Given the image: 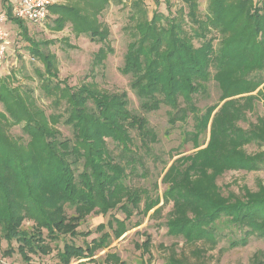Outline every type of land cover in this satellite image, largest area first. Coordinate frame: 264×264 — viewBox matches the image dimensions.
Returning a JSON list of instances; mask_svg holds the SVG:
<instances>
[{"label": "trees", "instance_id": "1", "mask_svg": "<svg viewBox=\"0 0 264 264\" xmlns=\"http://www.w3.org/2000/svg\"><path fill=\"white\" fill-rule=\"evenodd\" d=\"M180 1L182 6L172 12L171 1L163 0L167 14L156 10L150 16L145 0H72L48 7L55 15L54 30L69 24L75 36L101 45L96 65L113 52L110 29L100 17L112 2L126 8L130 41L120 72L130 77L142 110L167 108L170 129L191 118L192 130L183 132L182 143L191 142L194 152L179 156L170 151L168 160L161 159L150 147L157 143L156 133L145 117L128 108L126 91L107 92L85 83L69 86L57 77L56 57L41 52L39 45L30 47L43 67L36 74L51 111L40 108L29 90L0 86V231L7 253L15 241L25 264H36L31 256L53 251L58 264L82 259L89 260L76 264H125L110 252L101 262L93 257L129 230L126 219L134 210L144 217L160 198L172 202L164 223L167 234L180 237L193 257L190 261L171 246L164 264H207L208 252L222 241L226 246L218 249L216 262L221 253L244 247L251 238L264 242L262 183L256 191L242 187L239 195L226 196L216 184L228 171L264 169V150L246 151L250 145L264 146V118L256 117L247 128L240 125L248 122L247 114L264 91V0L260 6L252 0H208L204 12L198 0ZM2 6L7 19L21 26L8 0ZM210 83L218 91L217 100L201 109L196 102L209 97ZM15 126L21 127L22 136L10 134ZM141 150L154 165L161 164L150 188L130 184L137 164L143 169L140 175L147 177ZM161 175L165 188L160 196ZM115 209L126 218L111 216L95 228L101 235L83 246L66 242L67 237L92 234L77 230L87 216H105ZM26 218L34 221L30 231L21 230ZM148 242L142 244L146 252ZM250 264H264V253L256 251Z\"/></svg>", "mask_w": 264, "mask_h": 264}, {"label": "rangeland", "instance_id": "2", "mask_svg": "<svg viewBox=\"0 0 264 264\" xmlns=\"http://www.w3.org/2000/svg\"><path fill=\"white\" fill-rule=\"evenodd\" d=\"M72 0H49L52 5L68 4ZM171 11L174 12L182 6L180 0H170ZM201 12H204L207 7L208 0H198ZM254 6H260L261 0H252ZM145 5L149 11V16L153 11H159L167 14L166 5L163 0H159V4L155 0H145ZM4 13V12H1ZM55 15L48 10L47 18L42 22L21 21V26H18L15 21L7 19L6 29L9 33V45L6 53V58L0 67V86L6 85L9 88H17L19 90L31 91L36 104L50 113L49 100L43 97L40 89V81L37 76V70H42L43 67L40 61L32 55L30 47L38 46L40 51L45 54H51L57 60V77L60 81H65L69 86L78 87L81 84H93L98 89L107 92L126 91L129 99L128 108L143 117L149 123L150 128L157 135V143L150 144L152 152L161 156L163 160H168V152L179 156L189 155L194 152L191 142L182 143L183 132L192 130V120L188 118L185 123H177L174 128H169L167 123V108L161 107L157 111L146 112L139 106V102L132 92L129 84L130 77L125 76L120 72L123 66V58L126 52L127 44L130 39L126 32L127 9L112 2L109 7L103 12L100 21L105 22L110 29L109 45L113 49L112 53L107 55V58L101 65H96L94 56L100 48V44L91 42L83 36H75L71 31L70 25H66L61 31H56L53 28V20ZM259 90V89H258ZM257 91L253 92L255 95ZM218 97V91L213 83L209 86V97L196 102L197 107L203 108L206 105L213 104ZM254 104V111L248 113V122L241 123L243 128H247V124L255 123L256 117L264 118V91L263 96L258 97ZM0 112H4L3 105L0 103ZM59 129L65 136L70 135L68 128L60 126ZM13 137L22 136L21 127L15 126L10 130ZM133 136V135H132ZM136 138V137H135ZM208 134L201 138V142H206ZM108 148H113V143L110 141ZM264 150V146L259 148L255 145L246 147L248 153H255ZM144 150H141L142 154ZM175 156L172 160L179 157ZM143 159L146 164L147 177H142L140 174L143 169L137 164V176L131 177L130 184L138 188H150L151 183L157 176V171L161 169L160 163H152L151 159L143 153ZM157 167V169H156ZM162 175L158 180V193L161 196L165 185L161 183ZM261 182L264 186V169L256 172L245 171H228L217 178L216 184L219 186L223 196L228 192L240 194L242 187H246L250 191H256L258 183ZM172 202L164 203L160 198L159 205L149 211L144 217L137 214L138 210L133 211V215L126 219V224L129 230L119 239H112L108 248L97 252L96 258L101 262L104 259L106 252L116 254L125 264H164V260L169 254V249L172 246L176 252H182L190 261L193 260L189 256V247L183 245L182 239L171 237L167 234V229L164 223L167 219L168 212L171 210ZM161 208L157 216L151 217L155 209ZM140 210V209H139ZM72 210H67V214L71 215ZM125 212L115 209L111 210L107 215L90 214L80 223L79 232L90 231L92 234L86 239L77 237L74 239L66 238V242L73 241L78 246H83L84 243H89L93 238H97L101 234L94 232L95 228L100 224H106L111 216L119 220L126 218ZM140 221L141 224L132 228L133 224ZM34 226V221L25 219L22 222L21 230L30 231ZM108 231V229H106ZM149 238L148 251H144L142 244L146 243ZM54 245V244H53ZM59 248H62L63 243L58 242ZM13 251L9 250L7 241L3 238L0 231V264H25L19 253L17 252L18 244L15 241L11 242ZM226 246L225 241L218 244L216 249L208 252L209 258L207 264H250L252 255L261 250L264 253V242L255 238H251L246 246L237 247L226 250L220 254L219 260L218 249ZM56 251L49 256H31L32 262L36 264H58L55 256Z\"/></svg>", "mask_w": 264, "mask_h": 264}, {"label": "built area", "instance_id": "3", "mask_svg": "<svg viewBox=\"0 0 264 264\" xmlns=\"http://www.w3.org/2000/svg\"><path fill=\"white\" fill-rule=\"evenodd\" d=\"M49 0H15L12 16L17 20L42 22L48 16ZM7 17L0 13V67L2 66L9 45V33L6 29Z\"/></svg>", "mask_w": 264, "mask_h": 264}, {"label": "crops", "instance_id": "4", "mask_svg": "<svg viewBox=\"0 0 264 264\" xmlns=\"http://www.w3.org/2000/svg\"><path fill=\"white\" fill-rule=\"evenodd\" d=\"M14 1H15V0H8V2L11 4V6H13ZM1 12H4V9H3V6H2V0H0V13H1ZM93 258H96V257H93ZM88 260H89V259H82V260H80V261H78V262H88ZM78 262H72V264H76V263H78ZM57 263H58V260H57ZM87 264H90V263H87Z\"/></svg>", "mask_w": 264, "mask_h": 264}]
</instances>
